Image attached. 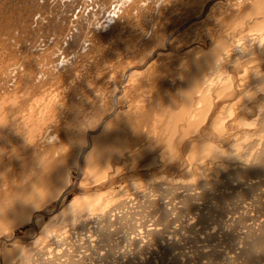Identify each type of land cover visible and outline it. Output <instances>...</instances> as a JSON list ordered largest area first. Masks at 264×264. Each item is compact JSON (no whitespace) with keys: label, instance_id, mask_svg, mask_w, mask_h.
<instances>
[{"label":"bare ground","instance_id":"1","mask_svg":"<svg viewBox=\"0 0 264 264\" xmlns=\"http://www.w3.org/2000/svg\"><path fill=\"white\" fill-rule=\"evenodd\" d=\"M247 194L256 218L230 208ZM134 201L157 212L152 228L131 223ZM65 203L62 245L88 229L113 251L117 222L167 254L183 246L168 205L188 230L238 212L226 264H264V0H0V264H61L37 229Z\"/></svg>","mask_w":264,"mask_h":264},{"label":"rangeland","instance_id":"2","mask_svg":"<svg viewBox=\"0 0 264 264\" xmlns=\"http://www.w3.org/2000/svg\"><path fill=\"white\" fill-rule=\"evenodd\" d=\"M100 16H102V14H101ZM241 180H244V179H240V182H239L240 185H241V182H242ZM238 181H239V180H235V181L233 180L232 183L238 185ZM219 190H223V191L225 190V191H226V190H228V189H227V187H226V189H225V187H223V188L221 187V188H219ZM192 192H193V191H192ZM252 195H254V194H251V195H250V194H249V195L247 194V196H248L249 198H248L247 196H245L246 199L243 198V197H244V196H243V197H242V200H241V199H240V200L243 201L244 203H243V202H240L239 199H235V200H233V201L230 200L231 203H232V204L230 203V205H231L230 208H232V205H233V207H234V204H235V206H236L238 203H240L239 205H241V206H245V207L248 209V210L245 209L244 211H246L247 214H249V215L251 216V218H256V214L258 215V213H257V211H256V210H257V209H256L257 206L253 203V202H254V196H252ZM250 196H251V197H250ZM252 197H253V198H252ZM244 199H245V200H244ZM252 199H253V200H252ZM246 200H247V201H246ZM250 200H251L252 202H251ZM234 201H236L237 203H235ZM249 201H250V202H249ZM134 202H138V201H134ZM134 202L131 204L132 207H129V212L131 211L130 213H132V214L129 215V218H131V217H130L131 215L134 216V218H132L133 220H131V223H133V222L136 223V222H137V224H134V223H133V224L136 225V226H139V225L142 224L141 222L143 221V223L145 224V227H146V228H152L153 225H154L153 223H155V222L157 221V217H156V216H158L157 212H156V211H155V213L153 212L154 215H156V216H155V217H154V216L152 217V215H153L152 212L150 213V212H148L147 209H146V207L148 208V206L145 205L146 207H145L144 210H143V207H144V206L141 207L142 204L137 205V204H139V203H141V202H138V203H134ZM199 202H202V200H201V201L199 200ZM67 203H68V205H69L70 202H67ZM67 203H65V207H64V205H63V206L60 205V206L58 207L59 209L57 208V210H56L57 212L55 211L54 213H52L51 216L48 215V217H50V218L45 217V218H44V222L42 223V227L40 226V229H39V227H38V229H37L38 233H39V231H40V232L48 231V233H49L50 235H49L47 232H44V236L46 235L47 240H50V238H55V239H53L54 241H53V240L51 241V243H50V241H48V242L51 244V248H52V247H53V249H54V248H55V249L57 248V249H58V252L60 251V252H62V253H66V254H64L65 257H64V255L61 253V254L63 255V258H62L61 261L63 262V259H64V263H63V264H66L65 262H67L66 256H68V255H67L68 252H69V254H70V250H71V251L73 250V251H72L73 253H74V252H77V253H78V256H81V257L83 258V261H82V262L85 261V264H95L94 261L96 262L97 260H98L97 262L99 263V260H100L104 255H106V254H107L108 257H107V256H104L102 259H103L105 262L101 259V260H100V264H108V263H106V259H111V261L113 262V264H116V263H117V264H121V263H122L121 261H125L126 258H127L128 261L126 260V262H123L122 264H129V262H131L130 264H132V263L134 264V261H135V262H140L139 264H142V262H143V264H144V262H145V264H147L146 262H150V260H152L151 262H153V261L155 260V261H154L155 263H151V264H162V262H163V264H169V263H170V264H175V262L177 263L178 261H179V262H178L179 264H181V263H184V264H209L210 262H211L210 264H214V263H215V264H226L227 261H228V260L226 261V259H228V257H230V255H232V254H231V251L233 252V250L235 249V245H236L235 240H234V239H235L234 235L236 234L235 232H237V233H238V232H241V230H242V226H243V223H242V222H239V218H238L239 216H238V215H240V214H239L238 212L235 213L236 215H234V213H231L229 216H227L226 218H224L223 221L220 222V223H218V221H217L216 223H213V221L215 222V220H214L213 217H215V215H217V213H216V212H212V214H213V215H212V214H210V212H209V215H212V217H211L212 220H211V218L209 219V218L207 217V218L209 219V222H207V221H208L207 219H203V221H202V219H201V223H199V222H200L199 219H197V221H196V219H193L192 222L194 223L193 226H195V227H194V228L191 227V228L188 230V229L183 228V226H184V224H185L186 222H188V221H187L188 218H190L189 221H191V219H192L193 216H192L190 213L184 212V213H187V215H190V216H186L187 219H184V218H186V217H185V214L183 215V213H182V214H181V213H175V214H178V215H176V216L183 215V217H182V216H179V218H180V219H179L178 217L175 216V214H173V213H174V210H173V208H172V205H168V206L166 205V206L169 208V214H168L169 217H167V218H169L170 221L173 219V220H172V221H174L173 224L175 223V218H176V223H175L174 225L171 224V229H172L173 227H174L173 229H176L177 227H175V226H178V225H180V224H181V226H182V227H181V226H180V227L178 226V228H179V229H182V230L176 229V230H177L176 232H179V233H177L178 235L176 234V238H177L178 240L180 239V240H179V243H180L179 245H181V246H182V245H183V246H186V245L188 244V245H187L188 247H187V246L185 247V250H186V251L183 250V249H184L183 246H182V247L179 246L178 249H177V248L174 249L175 252H171V251L173 250V249H172V250H170V252H169V250H168V254H167V252H165V251L162 250V251L165 252V253H163L162 251H160L162 254H160V252H158V253H159V254H158V253L155 252V248H156L155 242L152 240V238H151L150 236L148 237L147 234H145V233H141V234H140V237H139V235H137V234L135 233V234L137 235V236H136V235L133 233V230L131 231V230L129 229V230H130V231H129V230H128V227H126V226H125V228H127V229H126L127 231L125 232V230H124L125 228L123 227L124 225L121 226V228H119V227H120L119 225H121V223L119 224V223H117V222H116V224L113 225V228H115L117 231L120 229L119 231H122V233H121V232H117V233L115 234V236H113V237H115L116 239L120 236L119 240H118V239L116 240L115 238L112 239L111 244L114 242L113 245H115V247L113 248V251L109 250L110 248L108 249V247H107L106 245H104V244H102V243H99V242L97 241V240L99 239V238H97V237H98L97 235H95L94 237H89V236L91 235V233H88V232H89L88 229H87V233H86V234H88V235L85 234L86 231H84V230H86V229H84V230L80 229V231H79V229H78L77 231L74 230V232L76 231V232H75V233H76V236H77L76 239L79 240V238H80V243H84V246H82L83 244L80 245L79 241H78L79 245L77 244L76 239L73 238V237H75V233L72 232L73 230L71 231V236H72L73 240L76 241V244H75L74 241H72V238H71V236H70V239H71L72 242H70V244H67V243H66V244H63V245H62V242L59 243V241L56 240V239H57V235L60 234L61 232H63V230L66 229L64 225H66V226L68 225V226H67V229H68V228H71V226H72V224H71V226H70L69 223H73V221H70V222L68 221V219L70 220L71 217H67V216L64 217V216H62V215L64 214V212L62 213V210H64V208L67 207ZM248 203H250V204L247 205ZM251 203H253V204H251ZM242 204H243V205H242ZM250 205H251V206H250ZM253 205H254V207H253ZM138 206L140 207V208H139L140 211H139V209H138V210H134V209H137ZM247 206H248V207H247ZM255 206H256V207H255ZM61 207H62V208H61ZM134 207H135V208H134ZM136 207H137V208H136ZM170 207H171V211H172L173 213L170 211ZM130 208H131V210H130ZM132 208H133V209H132ZM145 209H146V210H145ZM149 209H150V208H149ZM242 209H243V208H242ZM242 209L240 210L241 212H242ZM249 209H250V210H249ZM253 209H254V210H253ZM133 210H134V211H133ZM58 211L60 212V214H59ZM132 211H133V212H132ZM137 211H138V215H137V213L135 214V212H137ZM142 211L144 212V215H145L146 212H147V214H146L147 218H143V217H145V216L142 215V214H143ZM149 211H150V210H149ZM252 211H253V212H252ZM254 211H256V212H254ZM170 212H171V213H170ZM175 212H176V211H175ZM148 213H150V214L148 215ZM55 214H56V215H55ZM58 214H59V218L57 217ZM134 214H135V215H134ZM140 214H141V215H140ZM171 214H172V216H170ZM232 214H233V215H232ZM237 214H238V215H237ZM251 214H252V215H251ZM139 215H140V216H139ZM150 215H151V218H152V219L149 217ZM231 215H232L233 217H232ZM45 216H46V215H45ZM55 216H56V217H55ZM133 216H132V217H133ZM230 216H231V217H230ZM250 216H249V217H250ZM61 217H62V218H61ZM63 217H64V218H63ZM66 217H67V218H66ZM136 217H137L138 219H137ZM173 217H175V218H173ZM209 217H210V216H209ZM46 218H48V219H46ZM54 218H55V219H54ZM139 218H141V219H139ZM148 218H149V219H148ZM153 218H154V219H153ZM231 218H232L233 221H236V224L231 220ZM237 218H238V219H237ZM45 219H46V220H45ZM51 219H52V223H51ZM53 219H54V220H53ZM59 219L62 221L63 224H62V223H61V225L59 224V223L61 222ZM63 219H64V220H63ZM66 219H67V220H66ZM136 219H137V220H136ZM143 219H144V220L146 219V220L144 221ZM147 219H148V220H151V222L148 221L149 224H150L149 226H148V223L146 222ZM155 219H156V220H155ZM178 219H179V220H178ZM182 219H183V221H182ZM225 219H226V222H224ZM229 219H230V220H229ZM235 219H236V220H235ZM47 220H50V221L47 222ZM58 220H59V221H58ZM71 220H72V219H71ZM134 220H135V221H134ZM138 220H140L141 222L138 221ZM154 220H155V221H154ZM180 220H181V222H180ZM185 220H186V221H185ZM204 220H207V221H204ZM210 220H211V221H210ZM228 220L231 221V222H229ZM254 220H255V219H252L251 222H254ZM53 221H57V222H55V223L53 224ZM66 221H67L68 223H67ZM152 221H153V223H152ZM172 221H171V222H172ZM178 221H179V222H178ZM184 221H185V222H184ZM195 221L198 222L199 224H198V223L196 224ZM227 221H228V222H227ZM65 222H66V223H65ZM139 222H140V223H139ZM145 222H146V223H145ZM183 222H184V223H183ZM211 222H212L213 224H212ZM232 222H233V223H232ZM48 223H49V224H48ZM56 223H57V224H56ZM64 223H65V224H64ZM159 223H160L161 225H163L162 222H158V224H159ZM221 223H222V224L224 223V224L226 225V226H223L224 224L222 225V228L225 227L224 229H222V228H218V226H221ZM228 223H229V224H228ZM230 223H231L232 225H231ZM238 223H239V224H238ZM44 224H46V225H44ZM117 224H118V225H117ZM146 224H147V225H146ZM151 224H152V225H151ZM195 224H196V225H195ZM201 224H202L203 226L205 225L206 227L210 224L209 226H210V227L212 226V227H211V228H210V227H207V229H205L206 227L204 226V228H202V225H201ZM206 224H207V225H206ZM211 224H212V225H211ZM48 225H50V226H53V225H54V226H53L54 229H53V227H50V226H48ZM55 225H57V227H56ZM62 225H63V226H62ZM93 225H94V224H93ZM116 225H117V227H118V226H119V227L117 228ZM161 225H160V227H161ZM230 225H231L232 227H231ZM234 225H235V227H239V228L237 229V228L233 227ZM237 225H238V226H237ZM43 226H44V227L46 226L45 228H47V226H48V229H45V230L43 229V230H44V231H43V230H42ZM197 226H198V228H197ZM58 227H59V228H58ZM61 227L63 228V230H61ZM226 227H227V228H226ZM51 228H52V229H51ZM55 228H56V229H55ZM57 228H58L59 230H58ZM195 228H197L198 230L195 229ZM228 228H229V229H228ZM230 228H231V229H230ZM50 229H51V230H50ZM199 229H200V230L202 229L201 231H203V232H202V233H199V232H201ZM217 229H218V230H217ZM236 229H237V231H236ZM49 230H50V231H49ZM54 230H55V231H54ZM57 230H58V234H57ZM68 230H69V229H68ZM183 230H184L185 232H184ZM191 230H193V231H191ZM209 230H210V231H209ZM231 230H232V232H231ZM53 231H54V232H53ZM60 231H61V232H60ZM78 231H79V233H82V234H79ZM180 231H181V232H180ZM187 231H189L188 233H189V235L192 236V237H190V236L187 234ZM190 231H191V233H190ZM194 231H195V232H194ZM196 231H199V232H197L198 235L196 234ZM212 231H213V232L215 231V232L213 233V236H212L213 238H211V236L209 235L210 232H212ZM227 231H228V232H227ZM52 232H53V234H55L56 236H53V235H52ZM59 232H60V233H59ZM128 232H129V233H128ZM131 232H132V233H131ZM183 232H184V234H187L188 237H187V235L184 236V234H182ZM193 232H194V233H193ZM204 232H206L207 234H205ZM217 232H218V234H217ZM223 232L227 233V235H226L225 233H223ZM120 233H121L122 235L126 234L128 238H129V237H130V238L132 237V240H134L133 238H135L136 243L134 244L135 241L133 242L131 239H130V241H129V240L126 238V235L122 236ZM123 233H124V234H123ZM222 233H223V234H222ZM228 233H229V234L232 233L233 235L230 234V235H231V236H230ZM73 234H74V235H73ZM84 234H85V235H84ZM128 234H129L130 236H128ZM192 234H194V235H192ZM216 234H217L219 237H217ZM224 234H225V236H224ZM78 235L80 236L79 238H78ZM134 235H135L136 237H135ZM142 235H143V236H142ZM181 235H183V236H182L183 238L180 237ZM215 235H216V236H215ZM48 236H50V237H48ZM83 236H84V237H83ZM87 236H88V237H87ZM121 236H122V237H121ZM178 236H179V238H178ZM193 236L195 237V239L197 238V239H196L197 241L195 240L196 243H195V241H194V237H193ZM197 236H198V237H197ZM199 236H201V237L204 239V240L202 239V242H203V243H202V242H201V243H202V244H205V245H202V244L200 243V241H201V240H200L201 237H199ZM208 236H210V237H208ZM214 236H215V238H214ZM222 236H223L224 238H223ZM228 236L230 237V239H229ZM46 237H45V238H46ZM81 237H83V238L81 239ZM85 237H86V238H85ZM145 237H147V238H145ZM186 237H187V238H186ZM232 237H233L234 239H233ZM24 238H25V240H27V239L30 238V236L27 237V238H26V237H24ZM58 238H59V237H58ZM88 238H90V244H89V242H88V241H89ZM139 238H140V239H139ZM141 238H142V240H141ZM190 238H191V239H190ZM199 238H200V239H199ZM207 238H208L209 240H210V238L212 239V240L209 241L210 243L208 242V240H206ZM226 238H227V239H226ZM231 238H232V239H231ZM70 239H69V240H70ZM137 239L141 240V241H140V244H139V240H137ZM145 239H146V240H145ZM147 239H148L149 241H148ZM182 239H183L185 242H184ZM214 239H215V240H214ZM223 239H224V240H223ZM69 240H68V242H69ZM81 240H83V241H81ZM84 240L87 241V242H86V245H85V241H84ZM120 240H122V241H123V240H126V241H123V243H121ZM127 240H128V242H129L130 245H128ZM150 240H151V241H150ZM187 240H188V242H186ZM189 240H190V241H189ZM213 240L216 241L217 244H216V242H214ZM217 240H218V241H217ZM219 240H220V241H219ZM221 240H222L223 242H222ZM227 240H229V241H227ZM231 240L234 241V244H233V242H232ZM95 241H96V242H95ZM115 241H116V243H115ZM118 241H119V243H118ZM142 241H144V242H142ZM146 241H147V243H149V244H147ZM211 241H212L213 243H212ZM225 241L227 242V244H228L229 246L226 245V243H225V244H222V243H224ZM54 242H55V243H54ZM73 242H74V245H73L72 247H74L75 250L77 249V251H75L74 248L69 247V246H71V245L73 244ZM91 242H93V243H91ZM132 242H133V244H132ZM137 242H138V243H137ZM153 242H154V243H153ZM191 242H192L193 244H195V245H194V246H195L194 248L192 247L193 244H192ZM197 242H198V243H197ZM205 242H206L207 244H206ZM218 242H220V244H219ZM228 242H229V243H228ZM231 242H232V243H231ZM95 243H96L98 246H95V245H96ZM125 243H127V244L125 245ZM144 243H146L147 246H144ZM151 243H152L154 246L151 247V245H152ZM186 243H187V244H186ZM190 243H191V244H190ZM53 244H55V245H53ZM88 244H89V245H88ZM99 244L101 245V246H100L101 249L103 248V250H104L103 252H99V251H102V250L100 249V247H99ZM121 244H122V247H123V245H125V246H124L125 248L123 247L125 250L130 249V251H129V250L127 251V256H126V251H125L123 248H122V250H124V251L120 250V249H121V248H120V247H121ZM150 244H151V245H150ZM208 244H209V245H208ZM211 244H212V245H211ZM214 244H215V245H214ZM230 244H231V246H230ZM232 244H233V245H232ZM56 245H57V246L59 245L58 247H60V248H58V247H54V246H56ZM64 245H65V247H63ZM75 245H76V246H77V245H78V246H81V247L84 248V249L82 250L81 247H78V248H77V247H75ZM87 245H88V246H87ZM92 245H93V246H92ZM127 245H128V246H127ZM132 245H134V246H132ZM137 245H138V247L141 246V247H139V248H143V247H144L145 249H144V248H143V249L146 250V251H144L143 249H142V250H143L144 252H143V251H140L139 248L137 247ZM142 245H143V247H142ZM201 245H202V246H201ZM216 245H217V246H216ZM219 245H220V246H219ZM67 246H68V247H67ZM86 246H87V247H86ZM90 246H91V247H94V249L92 248V249H93V250H92ZM104 246H105V247H104ZM116 246H117V247H116ZM190 246H191V247H190ZM206 246H207V247H206ZM212 246H213V247H212ZM218 246H219V247H218ZM222 246H223V247H222ZM233 246H234V247H233ZM66 247H67V249H68V250H67L68 252H66V250H65V251L62 250V249H64V248L66 249ZM95 247H96V248H95ZM98 247H99V248H98ZM129 247H130V248H129ZM147 247H149V248H147ZM197 247H198L199 250L195 249V248H197ZM204 247H205V248H204ZM210 247H211V248H210ZM221 247H222V248H221ZM224 247H225V248H224ZM228 247H229V248H228ZM71 248H72V249H71ZM87 248H88V249H87ZM119 248H120V249H119ZM131 248H132V249H131ZM134 248H135V249H134ZM146 248L149 249V250H147ZM152 248L154 249L153 251H151ZM180 248H181V249H180ZM186 248H187L188 250H187ZM191 248L197 250V251H195L196 253H195L194 250L191 249ZM200 248H201V251H200ZM203 248H204V249H203ZM215 248H217L218 251H219V249H221V250L218 252L217 249H215ZM230 248H232L233 250H231ZM57 249H56V250H57ZM79 249H80V252H81V250H82L83 252H82V253L78 252ZM89 249H90V250H89ZM95 249H96V250H97V249H100V250H98V251L96 252ZM105 249H108V250H105ZM114 249H116V250L119 249L120 251H116V250H114ZM133 249H134L135 251H134ZM213 249H215V251H214ZM222 249H225V250L229 249V250L226 251V253H227L228 255L224 252L225 250L223 251ZM84 250H85V251L87 250L89 253L87 252V254H86V252H85ZM177 250H180L181 252H179V251H177ZM182 250H183V251H182ZM190 250H191V251H190ZM202 250H203V252H202ZM211 250L214 251V252H212ZM106 251H107V252H106ZM114 251H115V252H114ZM121 251H122V252H121ZM166 251H167V250H166ZM207 251H208V252H207ZM229 251H230V252H229ZM60 252H59V253H60ZM91 252H92V253L95 252L94 254L97 253V255H94V254H93V256H94V260H92L93 257H91V255H92ZM117 252L120 253V254H118ZM123 252H124L125 254H124ZM128 252H129V254H130V252H131L132 255H131V254L128 255ZM136 252H138V253L141 252L142 254L140 255V253H139V254L137 253V255H136ZM146 252H148L147 255H146ZM154 252L156 253V255L154 254ZM182 252H183V255H180V256H179V254H182ZM190 252H191V253H190ZM209 252H210V253H209ZM216 252H217L218 255H216V257H215V254H214V253H216ZM73 253H72V254H73ZM77 253H75V255H77ZM79 253H80V254H83V255H80ZM100 253H101V254H100ZM103 253H105V254H103ZM109 253H111V255H110ZM112 253H114L115 255L117 254L116 256H118V257H116V256H115L114 254H112ZM121 253H122V255L124 254V255H123L124 257H126L125 259H124V257L121 255ZM143 253H145V254H143ZM170 253H174V254H172V257H171V254H170ZM175 253H176V254L178 253V254L176 255ZM186 253H188V255H187ZM192 253H193V254L195 253V254H194L195 257L198 255V256H197L198 258H197V257L195 258V257L192 255ZM197 253H198V254H197ZM206 253H207V254H206ZM212 253H213V254H212ZM219 253L221 254L220 257H222V258H220L221 260L219 259ZM222 253H223V254H222ZM224 253H225L227 256H226ZM85 254H86V257L84 256ZM88 254L90 255V257H88V256H89ZM108 254H109V255H108ZM134 254H135L136 256H135ZM150 254H151V255H150ZM157 254H158V255H157ZM164 254H165V255H168L169 257L166 256L165 258H163V257L165 256ZM169 254H170V255H169ZM184 254H186V256H185ZM199 254H200V255H199ZM202 254H203L204 256H203ZM99 255H100V256H99ZM119 255H120V257H119ZM133 255H134V256H133ZM153 255H154V256H153ZM162 255H163V256H162ZM173 255L175 256L174 259H173ZM209 255H210L211 257H210ZM95 256H96V257H95ZM109 256H110V257H109ZM114 256H115L116 258H118L117 262H116V258H115ZM128 256H130V257H128ZM160 256H161V258L163 259V260L160 259V260H162V261L157 260V259L160 258ZM184 256H185V257H184ZM187 256H188V257H187ZM199 256H200V259H199ZM206 256H209V257H206ZM223 256H224V257H223ZM84 257H85V259H84ZM87 257H88V258H87ZM111 257H112V258H111ZM113 257H114L115 259H113ZM122 257H123V259H121ZM133 257H134V258L136 257V258L134 259ZM139 257H140L141 259H139ZM146 257H147V258H146ZM148 257H149V258H148ZM158 257H159V258H158ZM176 257H179V258H177L178 261H177V260H176V261H173V260L176 259ZM180 257H181V258H180ZM182 257H183V258H182ZM212 257H213V259L216 260V261H214V260L212 259ZM99 258H100V259H99ZM104 258H106V259H104ZM128 258H129V259H128ZM131 258H133V259H131ZM151 258H152V259H151ZM153 258H156V259H153ZM166 258H167V259H166ZM169 258H170V259H169ZM171 258H172V263H171V261H170ZM184 258H185V259H184ZM207 258H209V259H207ZM119 259H121V260H119ZM142 259H143V260H142ZM165 259H166V260H165ZM179 259H183V260L180 261ZM188 259H190V261H189ZM194 259H195V260H194ZM146 260H147V261H146ZM148 260H149V261H148ZM164 260H165L166 262H167V261H168V262H167V263H166V262L164 263ZM185 260H187V261H185ZM191 260H192V262H191ZM196 260H197V261H196ZM91 261H92V263H91ZM107 261H108V260H107ZM109 261H110V260H109ZM109 261H108V262H109ZM111 261H110V262H111ZM141 261H142V262H141ZM156 261H157V262H156ZM219 261H220V262H219ZM225 261H226V262H225ZM62 262H61V264H62ZM86 262H88V263H86ZM97 262H96V263H97ZM112 262H111L110 264H112ZM119 262H120V263H119ZM160 262H161V263H160ZM186 262H188V263H186ZM200 262H201V263H200ZM202 262H203V263H202ZM216 262H217V263H216ZM67 263H69V262H67ZM98 263H97V264H98ZM178 263H177V264H178ZM69 264H70V263H69ZM83 264H84V263H83ZM137 264H138V263H137ZM148 264H149V263H148ZM240 264H243V263H240Z\"/></svg>","mask_w":264,"mask_h":264}]
</instances>
